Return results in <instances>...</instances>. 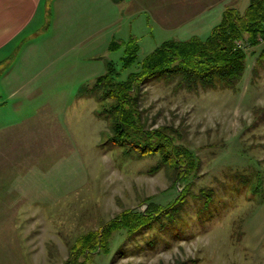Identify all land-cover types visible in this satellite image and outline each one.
<instances>
[{"label": "rangeland", "instance_id": "1", "mask_svg": "<svg viewBox=\"0 0 264 264\" xmlns=\"http://www.w3.org/2000/svg\"><path fill=\"white\" fill-rule=\"evenodd\" d=\"M111 1L76 0L61 24L52 7L30 34L24 93L2 111L11 122L0 121V198L17 201L0 205L13 208L0 212V264H264V63L252 73L264 40L236 91L141 89L147 124L175 126L199 158L187 179L173 180L158 155H128L110 139L100 78L113 64L125 79L163 42L205 38L218 22L197 14L199 0ZM135 47L137 61L123 68ZM181 194L170 215L70 258L80 235Z\"/></svg>", "mask_w": 264, "mask_h": 264}, {"label": "trees", "instance_id": "2", "mask_svg": "<svg viewBox=\"0 0 264 264\" xmlns=\"http://www.w3.org/2000/svg\"><path fill=\"white\" fill-rule=\"evenodd\" d=\"M248 2L245 9H240L238 4L226 5L220 20L205 38L192 35L188 39L163 42L125 79L120 78L121 73L113 64L109 67L107 74L100 78L103 93H98V99L101 100L103 116L108 120L110 139L121 146L124 153L158 155L160 162L157 167L166 166L173 180H185L197 169L199 158L193 150L179 142L178 128L172 125L150 127L147 124L149 118L144 116L142 109L141 89L149 83L162 82L172 85L175 92H199L201 89L236 91L245 74L248 55H253V48L264 40V0ZM137 51L135 47L123 58V68L133 66L137 61ZM263 63L264 49L257 56L253 75H258V67ZM208 195L206 193L209 202L212 195ZM183 197L158 212L154 208L150 213L125 210L116 220L105 224L103 229L80 235L70 247V258L88 252L90 256L91 250L102 249L115 231L126 229L127 234H131L133 227L139 229L151 225L159 213L170 215ZM88 262L86 260L82 264Z\"/></svg>", "mask_w": 264, "mask_h": 264}, {"label": "crops", "instance_id": "3", "mask_svg": "<svg viewBox=\"0 0 264 264\" xmlns=\"http://www.w3.org/2000/svg\"><path fill=\"white\" fill-rule=\"evenodd\" d=\"M105 1L112 3L111 0ZM239 1L234 0L232 3L233 0H199L197 14L212 12L214 15L212 20L218 22L226 5L235 2L239 4ZM75 2L76 0H0V121H5L9 117L10 120L7 122H11L13 117L8 116L7 111H2L4 108L15 106L18 95L24 93L26 83L24 78L27 80L25 74L28 72L23 62H28L31 56L28 46L32 45L33 39L30 34L43 25L45 17L49 18L52 7L55 22L58 23L62 21V14H68L71 8V11L75 10L74 6L77 7ZM67 19H70V16ZM4 127V123H0V129ZM16 202L11 197L0 198V205L12 206ZM0 212L2 215L9 212L13 215V208H1Z\"/></svg>", "mask_w": 264, "mask_h": 264}]
</instances>
